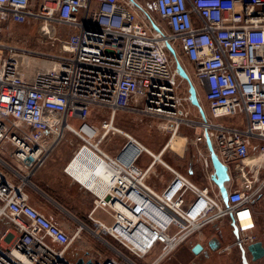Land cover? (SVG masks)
I'll list each match as a JSON object with an SVG mask.
<instances>
[{
    "label": "built area",
    "instance_id": "1",
    "mask_svg": "<svg viewBox=\"0 0 264 264\" xmlns=\"http://www.w3.org/2000/svg\"><path fill=\"white\" fill-rule=\"evenodd\" d=\"M38 21L63 50L42 54L1 35L4 26ZM166 44L191 65L185 72L207 105L206 121L197 113L190 139L178 132L193 123L176 93L184 80ZM183 99L193 108L187 84ZM92 110L108 115L101 132ZM118 112L165 115L170 135L157 154L129 136L113 157L100 150L116 132ZM224 117L235 122H218ZM206 133L228 168L226 204L211 181ZM66 134L82 143L76 154L86 148L97 157L102 194L86 190L93 199L85 219L64 212L59 224L28 204L26 177L0 175V264H77L69 251L94 264L85 239L110 255L98 264H161L207 225L231 218L235 246L256 242L253 206L264 190V0H0V152L30 174ZM176 134L180 144L172 142ZM189 145L199 167L181 173L161 162L167 152L183 159ZM143 154L150 158L145 168L137 165ZM156 164L171 174L160 190L146 184Z\"/></svg>",
    "mask_w": 264,
    "mask_h": 264
},
{
    "label": "rangeland",
    "instance_id": "2",
    "mask_svg": "<svg viewBox=\"0 0 264 264\" xmlns=\"http://www.w3.org/2000/svg\"><path fill=\"white\" fill-rule=\"evenodd\" d=\"M153 19L158 22V18L155 16H153ZM49 31L53 32V29L51 27L44 26L41 21H38L35 23H28L26 25L11 24L4 26L1 35L3 38H7L11 42H17L20 46L26 49L42 54L53 55L56 51L63 49L60 44H56L57 48L56 46H52L54 41L51 40L49 35H46ZM177 58L183 69L190 73L191 65L181 56H177ZM192 81L194 86L197 87V83L194 78H192ZM185 89L186 84L184 81L179 87H176V93L182 99L187 119L192 121L193 124L190 127H186L185 125L180 126L178 132L179 134L186 135L190 139L193 138L195 132L198 131V129H196V123L198 122L199 117L194 108H191L187 104L183 103ZM198 94L200 100L199 103L206 112L207 105L203 99V91L199 89ZM99 114V111L92 110L91 122L100 130L101 123L108 120V115L103 114V116L99 117ZM164 116V114L157 115L156 119L132 112H118L115 115L113 126L115 129L127 132L139 144L147 147L153 154H157L170 135L171 122H169V120ZM218 122L228 125L235 122V120L229 117H224L220 118ZM173 139V144L175 142L178 144L181 143V139L177 136V134ZM125 142V137L119 135L117 132H111L104 137L99 147L105 154L113 157L119 152ZM81 145L82 143L76 137L71 134H66V137H64L63 140L53 148L50 155L48 154L49 156L45 158L41 168L44 166L47 167L50 171V177L53 181H55L53 183L57 182V185L63 186L64 183L68 181L72 183V186L76 189V191L91 195L64 172V168L78 152ZM200 146L202 147V145ZM188 148L189 150L183 159H179L173 153L167 152L162 157V161L181 173H186V171L190 168L195 169L196 166H198V163L194 159L195 147L193 145H189ZM4 154L6 153L3 152V156ZM149 161L150 158L148 155L143 154L138 160L137 165L145 168ZM198 170L200 172V168ZM261 175H264V171L261 172ZM170 178L171 174L162 165L156 164L149 172L146 178V184L155 190H160ZM192 180L198 181L196 178H192ZM27 183L26 190L28 192H38L30 185L28 186ZM33 195L35 196L34 193ZM258 202L259 203H257L256 206L258 207L261 217L259 222L256 224V229L254 230L253 235L256 241H260L264 247V190L261 199ZM47 205L49 206V204ZM52 208L56 214L66 219L61 210L57 211L53 206ZM94 217L101 219L103 218V215L100 212H96ZM211 238H216L220 243V247L216 251H211L207 246V242ZM85 240L87 242L86 246H91V248H88V254L90 256H95L93 260L94 264L101 263L103 260L110 257L107 251L102 250L98 243L92 239ZM234 242L235 239L232 235L229 222L227 220H222L219 223L207 225L201 230L200 235L194 236L189 241L173 250L170 256L161 264H241L240 251L238 246H235ZM196 244H199L202 248L197 254H194L192 249ZM246 257L248 264H264V257L255 262L251 261L249 254H247Z\"/></svg>",
    "mask_w": 264,
    "mask_h": 264
},
{
    "label": "crops",
    "instance_id": "3",
    "mask_svg": "<svg viewBox=\"0 0 264 264\" xmlns=\"http://www.w3.org/2000/svg\"><path fill=\"white\" fill-rule=\"evenodd\" d=\"M42 164L38 166L33 173L28 174L26 170H18L8 154H4L3 156V153L0 152V175L7 179H13L16 177L25 178L29 175L30 182H28L27 185H30L33 189H36L39 192H33L35 194L34 196L33 193L26 190V185L24 186V190L28 195V204L30 206L45 217L53 219L59 224H65V218L56 214L52 206L57 211L61 210L63 213L65 212L76 219L84 220L91 209L93 197L89 194H83L76 191L72 186V183L68 181L65 182L63 186L57 185V182L53 183L55 181L50 177V171L45 166L41 168V166H43ZM15 169L17 170L18 175L15 173ZM232 169L233 168L230 167L231 171ZM39 186H42L44 189ZM54 197H57L58 201L55 200ZM46 203L49 204L50 207ZM256 204L253 206V210L255 212V221L257 224L261 216Z\"/></svg>",
    "mask_w": 264,
    "mask_h": 264
},
{
    "label": "water",
    "instance_id": "4",
    "mask_svg": "<svg viewBox=\"0 0 264 264\" xmlns=\"http://www.w3.org/2000/svg\"><path fill=\"white\" fill-rule=\"evenodd\" d=\"M153 29L155 31H158L157 27L151 23ZM166 49L169 51V53L172 55V57L175 60V70L178 74V76L185 81L187 84V93L188 98L191 106L197 111L200 119L202 121H206V115L201 107L194 85L192 84L191 80L189 79L188 75L186 74L185 70L181 66L178 60L175 58V52L172 49V47L169 44H166ZM205 146L209 153V158L211 162L212 167V174H211V181L216 185V187L219 189L222 201L224 204L227 203V190L225 188V183L229 181V174H228V168L226 165H224L218 158L217 154L215 153L211 140L208 136V134H205ZM33 162L32 157H27L24 160V164L29 167L31 166V163ZM26 181L29 182V176L26 177ZM1 183H4V179L1 181ZM230 227L232 228V235L237 240L239 235L237 231V227L234 223V220L231 218ZM207 246L211 251H216L220 247V243L216 238H211L207 242ZM201 246L199 244H196L192 251L194 254H197L201 250ZM240 251V260L241 264H248L246 255L249 254L250 259L252 262H255L257 260H260L264 257V247L260 241H256L254 243L248 244L245 247L244 246H238ZM77 264H92L90 261L84 262L83 259H78Z\"/></svg>",
    "mask_w": 264,
    "mask_h": 264
},
{
    "label": "bare ground",
    "instance_id": "5",
    "mask_svg": "<svg viewBox=\"0 0 264 264\" xmlns=\"http://www.w3.org/2000/svg\"><path fill=\"white\" fill-rule=\"evenodd\" d=\"M116 132L123 137H131L123 130L116 129ZM173 140L174 139H172V141ZM140 145L143 146L147 152L155 155L147 147L142 144ZM160 160L166 164L164 161H162V159ZM66 166V175L78 183V185H80L85 190L92 191L98 195L102 194L104 190V182L100 175L101 167L97 161V157L94 156L89 149L83 148L78 154H75V156L68 162ZM153 167L151 169H153Z\"/></svg>",
    "mask_w": 264,
    "mask_h": 264
},
{
    "label": "flooded vegetation",
    "instance_id": "6",
    "mask_svg": "<svg viewBox=\"0 0 264 264\" xmlns=\"http://www.w3.org/2000/svg\"><path fill=\"white\" fill-rule=\"evenodd\" d=\"M69 256H71V257H75L76 258V260H78V259H85L84 257H83V255H79V254H77V253H75V252H72V251H69Z\"/></svg>",
    "mask_w": 264,
    "mask_h": 264
},
{
    "label": "trees",
    "instance_id": "7",
    "mask_svg": "<svg viewBox=\"0 0 264 264\" xmlns=\"http://www.w3.org/2000/svg\"><path fill=\"white\" fill-rule=\"evenodd\" d=\"M40 188H43L42 186H39ZM44 189V188H43ZM55 198V200H57L58 201V198L57 197H54Z\"/></svg>",
    "mask_w": 264,
    "mask_h": 264
}]
</instances>
